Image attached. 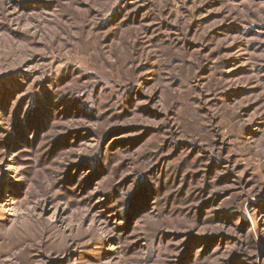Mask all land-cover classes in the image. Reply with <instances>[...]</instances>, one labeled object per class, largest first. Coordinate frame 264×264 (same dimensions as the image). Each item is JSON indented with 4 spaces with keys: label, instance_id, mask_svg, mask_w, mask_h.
I'll return each mask as SVG.
<instances>
[{
    "label": "rangeland",
    "instance_id": "374dc122",
    "mask_svg": "<svg viewBox=\"0 0 264 264\" xmlns=\"http://www.w3.org/2000/svg\"><path fill=\"white\" fill-rule=\"evenodd\" d=\"M0 264H264V0H0Z\"/></svg>",
    "mask_w": 264,
    "mask_h": 264
}]
</instances>
